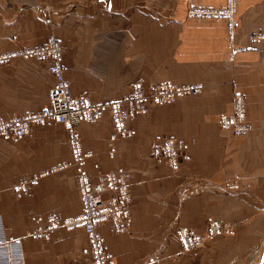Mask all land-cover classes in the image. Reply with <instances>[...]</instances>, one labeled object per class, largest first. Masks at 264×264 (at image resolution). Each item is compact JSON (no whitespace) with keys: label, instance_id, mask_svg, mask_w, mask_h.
Instances as JSON below:
<instances>
[{"label":"crops","instance_id":"obj_1","mask_svg":"<svg viewBox=\"0 0 264 264\" xmlns=\"http://www.w3.org/2000/svg\"><path fill=\"white\" fill-rule=\"evenodd\" d=\"M224 1L0 0V46L11 49L40 42L53 31L62 43L64 76L74 94L85 91L92 99H113L136 77L202 83L195 95L150 105L136 115L130 121L133 133L113 140L112 156L107 151L112 131L107 111L93 123L78 125L90 180L116 168L127 174L131 193L127 231L115 232L108 223L98 226L113 264H149L143 257L163 246L165 225L174 217L183 220V208L188 209L190 200H183V182L187 181L199 186H243L244 197L230 200L260 203V208L245 205L239 215L246 219L242 233L261 234L264 49L248 43L246 34L264 31V0H236L234 40L244 49L232 60L226 55L224 20L185 13L188 5L220 6ZM47 65V60L36 59L0 65V116L42 107L53 83ZM233 90L245 97L249 130L240 135L220 128L217 121L220 113L230 111ZM158 136L193 138L189 158L176 169L155 160L150 142ZM68 160L66 133L60 123L35 124L20 138L0 136V216L5 231L21 237L25 264L88 263L86 238L79 227H57L47 239L23 236L32 229L38 212L63 217L79 211L71 165L42 177L20 198L11 189L20 175ZM101 196L106 198L108 193ZM254 243L246 240L237 248L249 249Z\"/></svg>","mask_w":264,"mask_h":264},{"label":"built area","instance_id":"obj_2","mask_svg":"<svg viewBox=\"0 0 264 264\" xmlns=\"http://www.w3.org/2000/svg\"><path fill=\"white\" fill-rule=\"evenodd\" d=\"M236 0H225L223 5H188L186 16L196 18H220L225 22L226 55L232 60L244 45L234 40ZM248 43L262 45L264 31L246 34ZM16 56L47 60V68L53 76V83L47 88V100L41 108L24 111L7 117H0V136L20 138L35 124L47 121L60 123L66 133L69 160L26 172L12 183L11 189L20 198L28 193L38 181L50 173L67 165L73 167V175L78 194L79 211L71 216L58 217L55 213L38 212L33 218V227L25 236L47 239L57 227L65 229L81 228L85 234L88 251L87 264H112V254L108 250L98 226L108 223L113 231L125 230L129 223L131 193L124 169L116 168L96 174L91 181L84 168L87 153L83 151L78 133L81 122L93 123L103 111L110 117L111 133L108 140V155L112 156L115 137H128L133 133L130 121L143 113L150 105L174 102L181 96L195 95L201 88L200 81L177 83L169 78L144 81L133 79L127 90L118 97L104 100L92 99L85 92L72 93L64 76L63 54L58 38L50 34L39 43L24 45L3 53L0 61ZM231 109L218 115V125L232 134L240 135L249 130L245 120V97L236 90L231 93ZM150 154L155 160H164L170 169H176L180 161L188 158V141L179 136H158L150 142ZM107 192L106 198L101 193ZM0 264H25L21 237L5 231L0 216Z\"/></svg>","mask_w":264,"mask_h":264},{"label":"rangeland","instance_id":"obj_3","mask_svg":"<svg viewBox=\"0 0 264 264\" xmlns=\"http://www.w3.org/2000/svg\"><path fill=\"white\" fill-rule=\"evenodd\" d=\"M50 34L56 36L53 31H50L48 35ZM58 40L62 48V43L59 38ZM29 44L11 49L2 45L0 46V57L3 53ZM16 59L35 60L34 58L16 56L1 60L0 65L9 64ZM186 141H188L189 148L193 143V138H188ZM187 183L188 181L183 182V200L188 197L190 200L187 202L188 209L187 207L183 208V220L176 217L171 218L161 234V243L163 246L169 245V248L165 249L162 246L150 250L144 255L143 261L149 264H160L164 260L167 264H218L223 261H226L225 264H264V225L261 228V234H243L242 223L246 219L239 216L245 209V205L248 206V209L250 206L251 209H258L260 203L230 200L231 198L242 199L244 197L243 186L232 184L199 186L193 184L192 181ZM262 208L264 209V207ZM261 220L264 222V218ZM129 224L130 214L126 229L115 232L127 231ZM257 230L259 231V228ZM246 240H252L255 243L249 249L237 248L240 243ZM86 252L88 254L87 250Z\"/></svg>","mask_w":264,"mask_h":264},{"label":"bare ground","instance_id":"obj_4","mask_svg":"<svg viewBox=\"0 0 264 264\" xmlns=\"http://www.w3.org/2000/svg\"><path fill=\"white\" fill-rule=\"evenodd\" d=\"M235 8H236V6H235Z\"/></svg>","mask_w":264,"mask_h":264}]
</instances>
